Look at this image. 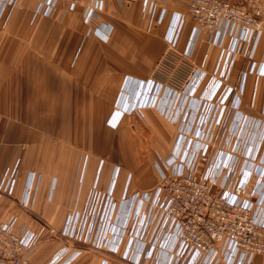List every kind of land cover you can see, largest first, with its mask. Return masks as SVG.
Instances as JSON below:
<instances>
[{"label":"crops","instance_id":"crops-1","mask_svg":"<svg viewBox=\"0 0 264 264\" xmlns=\"http://www.w3.org/2000/svg\"><path fill=\"white\" fill-rule=\"evenodd\" d=\"M41 1L0 0V188L14 180L0 200V218L13 217L17 232L38 236L30 254L36 264L66 246L80 250L71 264H173L176 239L168 229L160 231L155 254L125 227L134 194L158 187L178 143L199 149L192 111L202 96L203 103L213 98L211 113L220 81L221 91L234 89L224 120L241 128L217 159H241L237 181L247 184L264 220V33L250 56L242 42L232 52V37L214 43L178 0H107L95 24L85 22L82 6L70 12L65 2L51 16L38 14ZM179 16L175 54L186 75L194 68L202 77L190 114L176 112L180 84L171 78L180 65L167 56L166 36ZM98 25L108 38L94 33ZM108 193L116 209L105 235L87 227L72 239L62 235L70 214L90 220ZM217 264H238L235 251L220 252ZM252 264H264V256Z\"/></svg>","mask_w":264,"mask_h":264},{"label":"built area","instance_id":"built-area-1","mask_svg":"<svg viewBox=\"0 0 264 264\" xmlns=\"http://www.w3.org/2000/svg\"><path fill=\"white\" fill-rule=\"evenodd\" d=\"M17 1L10 0L11 3ZM106 1L42 0L37 13L51 16L58 4L65 2L70 12L82 6L85 22L95 24ZM181 1L187 6L197 29L206 31L214 43L222 45L226 37H232L235 40L232 52H236L242 42L248 45V52L252 55L254 46L264 33V0ZM182 23L183 18L179 16L168 31L167 56L172 63L180 65L173 81L180 84L182 91H189L193 98L202 77L197 79L194 68L186 75L184 60L175 54ZM94 33L103 38L110 35V31L103 32L99 25L94 28ZM221 85L222 81L218 87L220 93L217 89L215 96L218 94L216 106L221 107L220 114L224 116L234 89L221 91ZM212 100L206 103L212 104ZM212 123L214 120L198 122L196 127L201 136L197 151H192L190 143L184 140L178 143V150L164 161L163 168L166 169L162 170L161 182L154 191L134 194V214L127 222L125 234L146 241L147 245L153 246L151 253L156 254L158 250L154 245L159 233L164 228L168 229L176 239L173 264H183L189 257H195L190 264H196L198 259L201 264H217L220 252L228 248L235 251L238 264H252L256 256H264V220L255 212L247 184L237 181L241 159L232 163L217 159L226 144H218L217 147L213 137L204 133L205 126L209 128ZM13 184L14 180L10 179L4 188H0V200L11 193ZM96 208L102 210L100 216L95 214ZM115 209L116 203L108 193L100 208L98 202L94 206L90 220L82 222L79 213L70 214L62 235L75 238L78 230L82 228L84 231L85 227L87 232L96 228L98 236L105 235ZM49 232L52 235L56 233L54 229ZM80 238L84 240V237ZM38 241V236L30 230L17 232L13 217L0 218V264H36L30 254ZM79 255V249L72 250L66 246L47 264H71Z\"/></svg>","mask_w":264,"mask_h":264},{"label":"rangeland","instance_id":"rangeland-1","mask_svg":"<svg viewBox=\"0 0 264 264\" xmlns=\"http://www.w3.org/2000/svg\"><path fill=\"white\" fill-rule=\"evenodd\" d=\"M178 1L182 2L181 0H178ZM175 78H171V80ZM179 89H180V92H177V94H175L177 97L173 100L174 104H176L177 106L176 112H178V114L181 112H183L184 114L186 112L187 114H190L191 112L190 109L189 108L186 109V107L190 105V103L193 101V98L190 97L191 95L189 94V91H186V92L182 91L181 87L178 88V90ZM198 100L200 102V105L198 106L199 109L197 111L196 109L192 111L193 114H197V115H194V116H197L196 119L194 118V120H199V124L201 121H204V120H214V123H212V126L209 127L210 129L208 128V125L205 126L206 129L204 133L209 134V136L213 137V143L217 147H218V144L224 143L227 145L229 141L233 142L234 138L240 135L239 128L241 127H239V124L237 123V124L229 125L230 117L228 116L224 120L223 114L222 115L220 114L221 107H218V106H214L212 108L213 111L211 110V113L208 114L207 116L208 103H203L205 102V100L202 98V96H200ZM206 101H209V100H206ZM188 120H192V119L189 118ZM217 147L214 148V152L217 149Z\"/></svg>","mask_w":264,"mask_h":264}]
</instances>
